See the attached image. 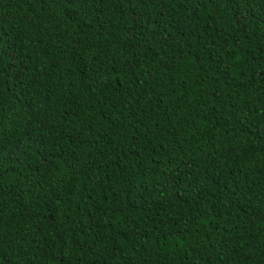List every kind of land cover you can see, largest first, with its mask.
Segmentation results:
<instances>
[{"label":"trees","instance_id":"1","mask_svg":"<svg viewBox=\"0 0 264 264\" xmlns=\"http://www.w3.org/2000/svg\"><path fill=\"white\" fill-rule=\"evenodd\" d=\"M0 264H264V0H0Z\"/></svg>","mask_w":264,"mask_h":264}]
</instances>
